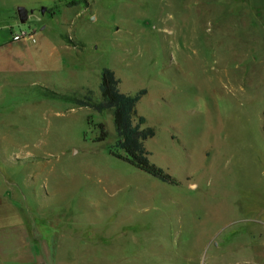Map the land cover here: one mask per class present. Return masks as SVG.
<instances>
[{
	"label": "rangeland",
	"instance_id": "374dc122",
	"mask_svg": "<svg viewBox=\"0 0 264 264\" xmlns=\"http://www.w3.org/2000/svg\"><path fill=\"white\" fill-rule=\"evenodd\" d=\"M0 27L24 34L0 71V264H264V0H0ZM104 68L146 91L177 185L108 153L110 111L40 94L97 100Z\"/></svg>",
	"mask_w": 264,
	"mask_h": 264
},
{
	"label": "trees",
	"instance_id": "16d2710c",
	"mask_svg": "<svg viewBox=\"0 0 264 264\" xmlns=\"http://www.w3.org/2000/svg\"><path fill=\"white\" fill-rule=\"evenodd\" d=\"M120 80L115 73L107 68L100 73L99 97L94 100L92 92L87 91L84 96L62 95L41 89L40 94L49 99L71 102L79 108H89L97 113L110 111L113 117V125L116 134V142L110 146L108 153L115 159L125 162L135 169L170 185L177 182L163 169L155 166L150 161V153L145 148L146 140L155 136L153 128L146 126V120L138 115L136 106L146 94L144 89L134 95L124 94L119 90ZM99 128L97 142H102L107 137L102 124Z\"/></svg>",
	"mask_w": 264,
	"mask_h": 264
},
{
	"label": "crops",
	"instance_id": "0c3cea01",
	"mask_svg": "<svg viewBox=\"0 0 264 264\" xmlns=\"http://www.w3.org/2000/svg\"><path fill=\"white\" fill-rule=\"evenodd\" d=\"M14 35L16 34H13L10 28L0 27V71H4L12 61L7 55L17 45V42L13 41Z\"/></svg>",
	"mask_w": 264,
	"mask_h": 264
},
{
	"label": "water",
	"instance_id": "95a60500",
	"mask_svg": "<svg viewBox=\"0 0 264 264\" xmlns=\"http://www.w3.org/2000/svg\"><path fill=\"white\" fill-rule=\"evenodd\" d=\"M16 15L18 17L19 22L23 24L27 20L28 11L24 7L19 6L16 8Z\"/></svg>",
	"mask_w": 264,
	"mask_h": 264
},
{
	"label": "built area",
	"instance_id": "2783aa9c",
	"mask_svg": "<svg viewBox=\"0 0 264 264\" xmlns=\"http://www.w3.org/2000/svg\"><path fill=\"white\" fill-rule=\"evenodd\" d=\"M22 37H24V34L14 35L13 40H20Z\"/></svg>",
	"mask_w": 264,
	"mask_h": 264
}]
</instances>
